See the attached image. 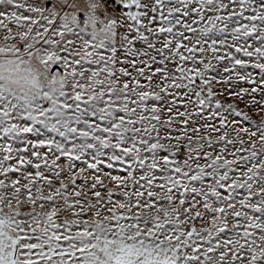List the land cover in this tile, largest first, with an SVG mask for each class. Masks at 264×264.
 Wrapping results in <instances>:
<instances>
[{
	"label": "snow or ice",
	"instance_id": "obj_1",
	"mask_svg": "<svg viewBox=\"0 0 264 264\" xmlns=\"http://www.w3.org/2000/svg\"><path fill=\"white\" fill-rule=\"evenodd\" d=\"M0 264H264V0H0Z\"/></svg>",
	"mask_w": 264,
	"mask_h": 264
}]
</instances>
